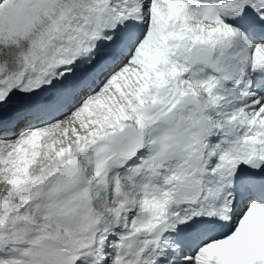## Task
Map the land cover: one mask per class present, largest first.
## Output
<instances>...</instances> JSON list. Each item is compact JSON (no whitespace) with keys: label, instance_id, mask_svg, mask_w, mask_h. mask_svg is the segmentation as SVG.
<instances>
[{"label":"snow or ice","instance_id":"1","mask_svg":"<svg viewBox=\"0 0 264 264\" xmlns=\"http://www.w3.org/2000/svg\"><path fill=\"white\" fill-rule=\"evenodd\" d=\"M0 264H264V0H0Z\"/></svg>","mask_w":264,"mask_h":264}]
</instances>
